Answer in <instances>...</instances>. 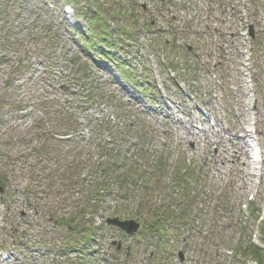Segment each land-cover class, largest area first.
Segmentation results:
<instances>
[{"label":"rangeland","instance_id":"rangeland-1","mask_svg":"<svg viewBox=\"0 0 264 264\" xmlns=\"http://www.w3.org/2000/svg\"><path fill=\"white\" fill-rule=\"evenodd\" d=\"M137 2L145 9L108 17L114 36L108 44H121L125 53L116 71L84 47L97 49L100 41L96 25L92 30L86 23L93 10L86 1L0 0V170L10 180L6 194L15 193L14 203L0 201V247L14 244L9 228L18 216L29 222L26 238L56 246L67 243L65 234L89 238L102 223L99 246L111 252L110 243L121 238L107 219L132 213L141 227L148 214L162 223L172 214L176 224L159 227L167 241L154 264H177L179 251L183 264L250 263L241 247L254 242L264 248V33L257 21L263 10L256 0H164L162 11L154 0ZM65 6L75 13L65 15ZM246 23L255 28L253 70L262 76L250 114L237 75L241 59L225 51ZM199 109L211 113L214 127ZM252 148L260 152L258 163L251 164ZM31 181L53 186L36 211L38 197H29L28 206L23 193ZM64 186L85 204L79 234L47 217L61 208L55 193ZM249 195L254 201L243 212ZM137 237L139 247L127 241L131 257L144 259L138 251L145 241ZM56 251L37 264L66 262L55 261ZM98 255L97 261L105 259ZM0 264L14 259L0 257Z\"/></svg>","mask_w":264,"mask_h":264},{"label":"trees","instance_id":"trees-1","mask_svg":"<svg viewBox=\"0 0 264 264\" xmlns=\"http://www.w3.org/2000/svg\"><path fill=\"white\" fill-rule=\"evenodd\" d=\"M129 3L126 5L125 0H117V3H111L110 0H88L87 4L88 7L96 9V13L94 14L93 20H98L96 17L97 15L102 19L110 16V14H113L117 16L118 18L122 19L126 15L128 17L130 16L128 14L130 8H134V2L135 0H128ZM110 6V7H109ZM115 8H118L115 10ZM128 11V12H127ZM97 14V15H96ZM108 15V16H107ZM105 20V19H104ZM105 40V38H104ZM120 64V62H118ZM122 64H120L121 66ZM263 235H264V226H263ZM243 254L246 255L250 253L255 259H257L259 264H264V250L255 249L252 246L246 245L243 248Z\"/></svg>","mask_w":264,"mask_h":264},{"label":"water","instance_id":"water-1","mask_svg":"<svg viewBox=\"0 0 264 264\" xmlns=\"http://www.w3.org/2000/svg\"><path fill=\"white\" fill-rule=\"evenodd\" d=\"M108 223L118 225L119 227L124 228L127 231H133L136 228V226H134L133 223H119L117 221H109Z\"/></svg>","mask_w":264,"mask_h":264}]
</instances>
